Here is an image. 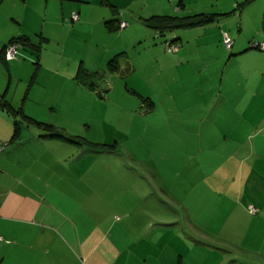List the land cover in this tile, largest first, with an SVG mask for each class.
<instances>
[{
    "label": "rangeland",
    "instance_id": "374dc122",
    "mask_svg": "<svg viewBox=\"0 0 264 264\" xmlns=\"http://www.w3.org/2000/svg\"><path fill=\"white\" fill-rule=\"evenodd\" d=\"M242 1L146 0L149 15H192L189 20L198 19L201 25L177 27L158 37L149 25L145 37L127 33L123 42L118 39L126 47L121 65L124 75L107 78L113 85L111 91L103 82L101 92L81 97L67 94L53 99L56 108L46 105L43 112L44 117L50 115L66 125L60 132L78 141L53 137L47 146L65 167L77 158L100 190L107 191L114 180L117 185H133L147 205L159 199L157 209L143 206L145 217L153 220L154 214L163 222H175L169 225L175 232L198 239L210 234L212 244L223 254L237 251L240 241L264 250V98L246 97L238 102L236 80L226 81L235 74L234 66L242 56L235 46L226 49L225 32L241 45L248 37L249 46L264 41V0H253L236 11L235 3ZM136 4L144 6L142 1L133 7ZM208 13L225 14L214 20ZM89 42L78 37L71 53L90 58ZM108 42H114L113 36ZM168 43L175 49H168ZM181 48L185 53L181 54ZM96 82L101 86L102 81ZM200 91L206 94L204 104L198 97ZM144 98L153 102L154 111H147ZM249 101L253 113H245L244 121L250 117L257 128H249L236 110H229ZM224 108L227 124L218 131L210 123L216 124ZM177 118L194 130H186L185 145H175ZM205 124H210V142L205 139ZM175 146L192 158L175 159Z\"/></svg>",
    "mask_w": 264,
    "mask_h": 264
},
{
    "label": "crops",
    "instance_id": "0c3cea01",
    "mask_svg": "<svg viewBox=\"0 0 264 264\" xmlns=\"http://www.w3.org/2000/svg\"><path fill=\"white\" fill-rule=\"evenodd\" d=\"M141 1L144 5L146 0H0V101L12 107H0V144H4L0 150V264H264V250L253 245L236 242L237 251L223 254L212 244L210 234L198 239L175 232V222H163L153 213V220L145 217L143 206L157 209L159 199L147 205L133 185H117L113 180L107 191L95 187L97 180L88 176L77 158L65 167L61 157L47 147L53 137L43 136L24 117L65 130L66 125L43 115L46 105L57 107L53 99L101 92L104 83L111 91L113 85L107 78L124 75L125 54L117 57L115 69L107 67L111 56L126 49L118 39L123 42L129 32L147 36L142 19L149 16V9L133 7ZM73 10L79 16L76 20L70 16ZM113 19L128 24L112 34L107 22ZM14 37L24 42L17 56L7 60L2 48ZM78 37L92 41L90 58L71 53ZM237 41L234 46L242 60H237L235 74L226 81L236 80L238 102L246 97L264 98V51L250 49L249 37L245 44ZM80 61L89 70L104 71L101 86L91 88L75 78ZM205 96L200 91L201 104ZM249 103L229 109L240 114L243 124L245 113H253ZM226 119L224 108L216 124H210L219 131ZM177 121L175 145H185L186 130H194ZM246 121L249 128H257L250 117ZM210 124L204 125L208 142ZM177 158L190 160L192 156L175 146Z\"/></svg>",
    "mask_w": 264,
    "mask_h": 264
},
{
    "label": "trees",
    "instance_id": "16d2710c",
    "mask_svg": "<svg viewBox=\"0 0 264 264\" xmlns=\"http://www.w3.org/2000/svg\"><path fill=\"white\" fill-rule=\"evenodd\" d=\"M249 1L250 0H243L242 2H240L241 6H239L240 5L239 3H235L234 9L236 11H241V9L245 5V3L249 2ZM197 14H203V13H197ZM197 14H195V15H197ZM204 14H206V13H204ZM208 14L211 15V17L214 20H216V19H218L219 16H221L225 13H208ZM191 16L192 15L181 18V17L170 15V14H152V15H149L148 17H146L142 20L144 22H146L147 25L153 26V28L155 29L156 37H158V36L163 35L165 31L173 30L174 28H177V27L189 28V27H193V26H200L201 23L198 19H196L195 21L189 20V18ZM115 21L116 20L113 19V20H109L107 22L109 25V29L112 31L123 29V28H119V26H118L119 21H118V23H116ZM226 34L230 38L229 34L228 33H226ZM175 40H177V39L173 38L171 40V42L175 43ZM223 40H224V36H223ZM230 40H231V38H230ZM23 42H24L23 39L20 37L12 38L2 48L3 56L5 54V49L8 46H10L12 44H17L18 46H20ZM234 42H233V40H231V44L228 47L226 46V43L224 42L225 47L228 51L232 50V47L234 46ZM262 42H264V41H262ZM259 43H261V42H259ZM249 48L250 49L264 50V48H260L259 45L255 44V43L251 44ZM122 54H125V51L117 53L113 58L109 59L107 62V67L109 69H115L117 67V62H118L117 57L119 55H122ZM75 78L79 82L84 83L85 85H87L91 88H95V86L96 87L98 86V83L96 81H98V80L103 81L104 71L103 70H89L80 61L78 64L76 73H75ZM90 81H91V83H90ZM143 101L149 105V108L153 107V102L151 100H149V98H144ZM0 107L12 108L6 100L0 101ZM24 117H25L27 123L33 124L34 126L39 128L42 131L43 136L59 138V139L66 140V141L78 142L77 140L73 139L72 137L64 135L62 132H60V130H59L60 128L57 127L55 124H52V123L47 122V121H41V120L35 119L31 116H27V115H25Z\"/></svg>",
    "mask_w": 264,
    "mask_h": 264
},
{
    "label": "built area",
    "instance_id": "2783aa9c",
    "mask_svg": "<svg viewBox=\"0 0 264 264\" xmlns=\"http://www.w3.org/2000/svg\"><path fill=\"white\" fill-rule=\"evenodd\" d=\"M71 19L72 20H76L79 16H78V13L76 11H72L71 12ZM127 21L125 20H120L119 23H118V26L119 28H124L126 25H127ZM224 42L226 43V46H230L231 44V40L230 38L227 36V34L225 33L224 35ZM255 44H258L260 48H264V42H261V43H255ZM167 47L168 49H175V46H171L169 43L167 44ZM17 49H18V45L17 44H12L10 46H8L6 49H5V54H4V57L5 59L7 60H10V59H13L15 56H16V52H17ZM4 144H0V150L3 148ZM249 209L252 211V212H255L256 211V208L254 206H252L251 204L248 205ZM2 240V237L0 236V241Z\"/></svg>",
    "mask_w": 264,
    "mask_h": 264
}]
</instances>
